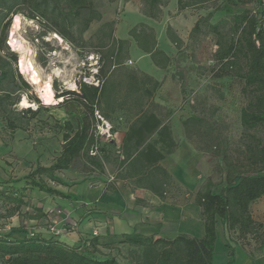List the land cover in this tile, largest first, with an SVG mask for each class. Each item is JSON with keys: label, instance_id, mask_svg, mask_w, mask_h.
<instances>
[{"label": "rangeland", "instance_id": "rangeland-1", "mask_svg": "<svg viewBox=\"0 0 264 264\" xmlns=\"http://www.w3.org/2000/svg\"><path fill=\"white\" fill-rule=\"evenodd\" d=\"M89 1L94 10L80 6L78 15L61 7L64 0H0V56L9 61V53H15L17 65L13 66L31 86L22 91L19 78L9 75L1 81L0 88L14 91V96L21 92V100L14 106L17 110L41 106L34 117L26 119V129L11 131L0 116V142L5 144L4 151H0V190H18L27 201L20 207V214L6 217L10 204L0 198V235L12 239L26 232L30 236L55 237L69 245H83L82 248L94 236L123 232L137 231L155 238H174L180 233L201 237L204 221L197 193L204 181L212 176L219 182V167L225 159L245 161L249 147L264 143V125L248 127L241 121V110L253 99L254 90L238 76L239 66L233 69V75L214 76V71L223 67L215 59L220 44L240 35L234 28V15L245 9L255 12L258 2L246 0L244 5L222 10L226 0H208L186 9L179 8L178 0ZM34 15L42 20L32 19ZM143 15L154 17L159 46L170 54L169 67L160 80L146 74L130 54L134 41L128 38L129 29L141 24ZM16 16L22 19L18 36L29 46V57L53 75L55 97L66 90L79 92L81 83L99 85L98 78L104 82L105 95L95 110L97 145L106 150L95 154L103 162V172L96 165L91 167L84 154L70 168L53 173L61 182L53 181L48 173L29 177L38 165L50 166L57 159L65 142V121L69 119L76 129L82 124V115L70 114L65 105H59L63 97L46 104L38 88L22 72V54L10 42ZM199 18L201 23L193 30ZM168 25L173 27L178 42L167 34ZM121 39L127 40H123L121 53L116 54ZM245 62L241 57L240 68L245 67ZM27 92L39 101L29 99ZM24 98L28 104L23 103ZM141 111L154 112L168 123L178 142L176 150L161 161L173 178L165 198L154 194L156 199L151 191L117 177L120 159L124 158L122 137ZM98 114L113 125L111 136L99 131L102 121H98ZM189 117H198V121L185 125L183 121ZM32 181L44 182L59 191L61 187H87L89 192L68 194L71 198H65L41 190ZM113 182L117 189L107 190V184ZM107 191L119 192L120 200L107 198ZM60 197L71 200L72 207L58 203L63 201ZM233 236L237 235L221 230L215 264H226L229 250L225 242L227 238L233 241ZM241 243L244 246L233 241L240 257L239 248L257 255L264 252L253 240ZM99 247L101 250L93 253L94 257H115L120 264H134L141 254L138 246L130 244Z\"/></svg>", "mask_w": 264, "mask_h": 264}, {"label": "trees", "instance_id": "trees-1", "mask_svg": "<svg viewBox=\"0 0 264 264\" xmlns=\"http://www.w3.org/2000/svg\"><path fill=\"white\" fill-rule=\"evenodd\" d=\"M157 1L154 0V3ZM206 1L208 0L196 2L178 0V4L180 9H186L192 4ZM256 1L259 11L245 9L234 15V28L240 31V35L224 45L220 44L215 54V59L223 65L220 70L214 71L215 77L233 75V69L239 66L238 76L247 87L254 90L253 99L241 110V121L248 127L264 125V0ZM90 2L64 0L61 7L68 9L71 14L79 15L80 6L94 10ZM245 3L246 0H226L222 10L227 6ZM32 19L42 20L38 15H34ZM201 20L199 18L196 21L193 30L198 29ZM9 23L10 18L5 28ZM168 33L172 41L178 42V37L171 26L168 27ZM130 34L144 50L151 53L157 65L162 67L167 65L169 57L165 51L156 47L157 41L151 29L147 30L144 24H140L134 26ZM2 40L4 41V38ZM118 43L120 46L115 49L116 54L121 53L125 41L121 40ZM9 55V61L0 56V84L4 78L13 75L20 80L19 89L28 90L31 87L30 83L24 79L18 67L13 66L17 65V55L12 52ZM241 57L246 59L245 67L242 68ZM98 82L99 85L81 83L79 92L66 90L56 94V98L63 97L59 105H65L68 113L82 115V124L75 129L72 122L67 119L61 154L50 166L38 165L29 177L48 173L53 181L61 182L53 173L70 168L84 154L91 167L96 165L100 172H103V162L96 155L89 153L99 141L95 127V110L105 95L104 82L99 78ZM13 92L7 88H0V116L6 120L11 131L26 129V119L34 117L41 106L35 110L31 107L17 110L14 106L21 100V92L15 96L12 95ZM27 97L39 101L35 95L28 92ZM193 120L198 121V117H189L183 122L187 125ZM177 146L178 142L168 123H164L154 112L141 111L124 134L122 140L124 158L120 159L121 171L117 173V177L128 179L136 187L145 188L160 198H165L173 178L161 161L173 153ZM99 150L105 148L99 147ZM219 170L222 174L221 180L216 182L209 176L197 193V203L201 207L204 221V234L201 237L180 233L174 238H155L153 235H144L137 231L123 232L94 236L89 240V245L82 248L83 245H69L55 237L30 236L26 232L19 233L12 239L8 235H0L2 264H120L115 257L99 259L93 256V253L101 250L99 246L113 248L117 244L138 246L141 254L134 264H215L216 244L221 230L234 232L237 236H233L232 240L236 245L244 246L242 240H253L258 249L263 251L264 224L254 219L250 206L264 195V143L249 147V155L245 161L234 162L225 159ZM31 184L48 193L71 198V195L47 186L44 182L32 181ZM26 188L25 186L24 189ZM106 189L116 190V183H108ZM0 198L10 204L6 217L20 214V207L27 204L24 196L15 189L0 190ZM233 241L227 238L225 242L229 249L227 264H240L242 259H238Z\"/></svg>", "mask_w": 264, "mask_h": 264}, {"label": "crops", "instance_id": "crops-1", "mask_svg": "<svg viewBox=\"0 0 264 264\" xmlns=\"http://www.w3.org/2000/svg\"><path fill=\"white\" fill-rule=\"evenodd\" d=\"M145 16V18H149V19H142V23L141 24H144L145 25V28L147 30L151 29L154 34H155V38H156V41H157V45L156 47L159 48V49H162L163 51L164 48L160 47L159 46V35L157 33V30L156 29V26L152 23L154 22V17H151V16H147V15H143ZM147 23H145V22ZM137 25H140V24H135L133 25L130 29H129V34H130V30L134 27V26H137ZM170 25L167 26V29H166V32L168 34V27ZM140 28V27H139ZM173 28V27H172ZM139 32V31H138ZM156 32V33H155ZM128 38H131L133 39L134 43L132 45V48L130 49V54H132V56H134V58L137 60L138 64L140 65V67L142 68V70L148 74L150 77L154 78V79H157V80H160L164 77V71L169 67V63L171 61L170 59V54L167 53L165 51V53L167 54V56L169 57V61L167 63V65L165 67H162V66H159L157 65L152 56H151V53L144 50L138 43V41L136 40V38L130 34V36ZM171 39V38H170ZM121 40H127V39H121ZM172 40V39H171ZM129 51L128 49H126V52ZM166 61V60H165ZM125 134V133H124ZM124 137V135H123ZM123 137H122V140H123ZM0 151H4L3 148L5 147V144L3 142H0ZM162 164V163H161ZM163 165V164H162ZM164 166V165H163ZM165 167V166H164ZM169 171V170H168ZM170 172V171H169ZM173 183V182H172ZM139 188V187H138ZM145 189V188H144ZM147 190V189H146ZM61 191L67 193V194H71V195H77V193L81 192V191H84L86 193L89 192V188L87 187H84L83 189H80L79 187H71V188H64V187H61ZM147 191H150V190H147ZM151 193H153L151 191ZM154 195V193H153ZM156 195V194H155ZM154 195V196H155ZM107 198H111V199H114V200H117L119 201L120 199V194L119 192L117 191H107L106 192V195H105ZM158 196V195H157ZM61 198V197H60ZM156 198V196H155ZM63 201H58V203L60 204H63V205H66L68 206L69 208L72 207V204L71 203V200H68V199H64V198H61ZM157 199V198H156ZM50 207V206H49ZM250 209H251V213H252V216L254 217L255 220L257 221H260L264 224V195L255 200L251 206H250ZM45 214L47 213V210L45 209L44 210ZM128 220L130 221V218H128ZM125 222L127 223L126 225H129L127 219L125 220ZM217 245H218V242L216 244V249H217ZM226 249H228L226 246H225ZM240 251L242 252V256L243 258H241L240 256H238V259H242V261L240 262V264H264V252H262L261 254L257 255V254H251L250 252L247 253V251L243 248H239ZM229 250V249H228ZM237 252H238V249H237ZM228 255V253H226ZM237 255H239V253H237ZM229 259V257H228ZM228 260L225 261V263L227 264Z\"/></svg>", "mask_w": 264, "mask_h": 264}, {"label": "bare ground", "instance_id": "bare-ground-1", "mask_svg": "<svg viewBox=\"0 0 264 264\" xmlns=\"http://www.w3.org/2000/svg\"><path fill=\"white\" fill-rule=\"evenodd\" d=\"M21 23V17L16 16L13 22L10 38L12 46L22 54L20 64L21 70L29 78L31 83L38 88L42 98L45 100V103L53 104L61 100V98H56L54 95V91L52 88L53 75L52 73H46L45 71L40 69L37 65H35L32 58L29 57L31 52L29 46L27 45L26 41L22 37H20V35L18 36V30L21 26ZM23 103L28 104L29 102L24 98Z\"/></svg>", "mask_w": 264, "mask_h": 264}, {"label": "built area", "instance_id": "built-area-1", "mask_svg": "<svg viewBox=\"0 0 264 264\" xmlns=\"http://www.w3.org/2000/svg\"><path fill=\"white\" fill-rule=\"evenodd\" d=\"M97 119H98V121H102L101 124H98V128H99V131L101 132V134L111 136L112 135L111 131L113 130V125L109 121H107L104 117H102L100 114L97 115ZM98 151H99V147H98V145H96L93 149H91V154L95 155L96 152H98Z\"/></svg>", "mask_w": 264, "mask_h": 264}]
</instances>
